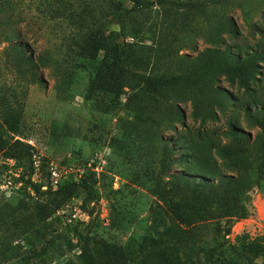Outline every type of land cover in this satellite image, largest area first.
I'll return each instance as SVG.
<instances>
[{"label": "rangeland", "instance_id": "374dc122", "mask_svg": "<svg viewBox=\"0 0 264 264\" xmlns=\"http://www.w3.org/2000/svg\"><path fill=\"white\" fill-rule=\"evenodd\" d=\"M109 2L0 0V136L22 141L39 157L34 182L49 184L52 165L78 164L97 201L89 215L81 190L68 197L38 195L23 184L0 195V264H86V233L96 264H139L144 252L164 243L193 257L198 247L218 241L264 250V172H257L264 158L258 124L264 119L243 111L246 103H255L264 116V60H257L259 74L247 93L226 78L214 58L264 45V0H146L130 13L131 26L118 38L129 73H163L162 55L170 51L175 72L200 74L210 87L228 93L224 111L209 103L210 117L192 113L190 94L184 97L180 85L153 99L139 88L111 98L93 90L100 57L83 58L73 36L104 22ZM230 20L238 35L230 33ZM9 39L46 59L35 71V83L24 82L23 73L21 83L10 67L16 54L7 48ZM175 108L180 120H174ZM232 123L246 139L240 160L218 151L234 144L227 131ZM199 176L214 185L221 177L236 178L234 211L214 202L199 221H182L176 210L197 188L188 181ZM255 261L264 264V255ZM213 264L247 263L224 247Z\"/></svg>", "mask_w": 264, "mask_h": 264}, {"label": "trees", "instance_id": "16d2710c", "mask_svg": "<svg viewBox=\"0 0 264 264\" xmlns=\"http://www.w3.org/2000/svg\"><path fill=\"white\" fill-rule=\"evenodd\" d=\"M145 4L146 0H110L108 9L103 15L104 22L100 21L96 26H89L87 31H78L73 36L75 49L83 58L97 60L100 57L99 67L93 80V90L97 94L111 98L120 95L125 88H139L144 91L146 96L148 94V98L153 99L156 97H167L177 85H180L183 96L185 93L190 94L189 99L194 105L192 113L196 117L214 115L209 105L210 102L219 111H224L230 101V95L222 89L210 87L200 74L175 72L171 69L172 53L170 51L162 55L164 59L162 63L166 64V71L163 73L151 71L144 76L142 74L129 73L122 67L121 53L124 47L122 43L118 42V38L125 33V29L131 26L129 22L130 13ZM230 25V33L238 35L236 23L230 20ZM79 26L81 27V25ZM9 41L7 48L16 54L14 60H9V65L19 74L20 82L22 83V73L24 82L35 83L38 81L35 71L39 66H45L46 59L37 58L26 43L12 41L11 39ZM260 43L255 48L242 54L224 51L214 57L212 50H206V52L211 51L209 54L206 53V55L207 57L213 56L217 58L216 65L225 74L226 78L230 82L236 83L244 92L249 93L252 90L251 84L257 80V75L259 74L257 60H264V45ZM69 63H71V60ZM23 65L26 69L25 72L22 70ZM211 91L213 92V97H211ZM205 95L212 100L206 101ZM11 97L15 98V93ZM5 103L9 106L12 105L11 100ZM153 108L155 107L153 106ZM243 111L248 115H254L257 112L264 119L263 108L256 106L255 103H246L243 106ZM172 115L175 117L174 120H180L181 118L178 108L173 110ZM258 126L264 130V120L260 121ZM227 131L234 140V144L221 145L218 147V151L240 160L243 157L242 145L246 139L233 123L229 124ZM0 150L5 156L15 158L18 161V165L22 167L20 178L25 187H30L38 195L60 194L63 197H68L73 192L81 190L85 193L82 200L83 210L89 215L94 213L97 201L94 200L91 185L86 181L84 173L78 180L70 177L60 181L54 189L51 188L50 184H47V189L42 190L41 186L43 184L31 180L34 172L32 162L34 153L27 144L17 139H7L0 136ZM262 155L264 157V152ZM257 172H264V158L261 161V166H257ZM198 180L194 178V180L188 181L194 182L197 188H193L194 191L191 198L176 210V215L181 217L182 221L185 223H189L190 220L199 221L202 213L214 202L225 204L234 211L235 205L233 201L236 200L240 192L236 178L221 177L215 185L210 184L207 179L201 176L198 177ZM224 247H227L237 257L244 259L247 264H259L255 261V258L259 255H264V250L260 246L238 248L228 241H218L212 245L198 247L195 257H193L182 254L179 247L175 244L164 243L144 252L141 255L139 264H153L157 259H165L171 264H213L218 252ZM82 248L86 264H96L95 255L89 244V235L87 233L83 236Z\"/></svg>", "mask_w": 264, "mask_h": 264}, {"label": "built area", "instance_id": "2783aa9c", "mask_svg": "<svg viewBox=\"0 0 264 264\" xmlns=\"http://www.w3.org/2000/svg\"><path fill=\"white\" fill-rule=\"evenodd\" d=\"M32 160L34 172L31 180L36 181L35 177L40 173V159L36 154H33ZM21 173L22 167L18 165V161L15 158L5 156L0 150V195L10 194L14 189H19L23 185V181L20 178ZM81 175L82 170L78 164L52 165L49 168V184L54 189L60 181L70 177L78 180ZM41 189H47V185L43 184ZM84 216L87 218L88 214Z\"/></svg>", "mask_w": 264, "mask_h": 264}]
</instances>
